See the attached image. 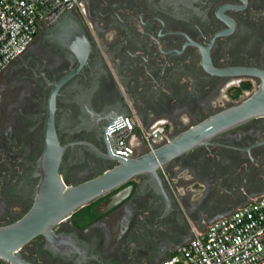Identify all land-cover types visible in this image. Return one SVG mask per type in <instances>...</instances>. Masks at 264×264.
Instances as JSON below:
<instances>
[{
	"label": "flooded vegetation",
	"instance_id": "obj_1",
	"mask_svg": "<svg viewBox=\"0 0 264 264\" xmlns=\"http://www.w3.org/2000/svg\"><path fill=\"white\" fill-rule=\"evenodd\" d=\"M68 15L89 43L83 64L45 26L0 73V226L33 204L51 98L63 147L57 172L73 186L116 165L110 133L125 118L144 130L163 125L158 147L264 83V0H82ZM138 140L129 157L149 150ZM160 174L165 194L173 186L182 194L187 215L174 203L164 214L163 196L137 190L136 177L53 226L67 253L44 249L38 235L23 258L159 264L194 229L264 195V115L185 152ZM191 196L199 197L192 205Z\"/></svg>",
	"mask_w": 264,
	"mask_h": 264
},
{
	"label": "water",
	"instance_id": "obj_2",
	"mask_svg": "<svg viewBox=\"0 0 264 264\" xmlns=\"http://www.w3.org/2000/svg\"><path fill=\"white\" fill-rule=\"evenodd\" d=\"M68 14L69 12L63 13L56 22L47 26L46 30L59 45L70 50L80 64H83L89 51V43L81 28H71L72 16ZM53 109L54 103L51 98L45 123V146L39 162L41 177L35 188L33 204L25 216L11 224L0 226V262L4 264H32L23 258L22 248L38 235L45 238L44 249L52 253L58 251L67 253L63 252L62 248L68 243L56 241L53 226L68 220L73 212L124 186L136 177L142 178L137 190L141 191L149 186L155 193L163 196L164 214L171 211V205L174 203L178 205L182 214L187 215L186 203L179 190L173 186L169 195L162 190L163 178L160 171L165 165L174 163L185 152L207 144L215 136L242 125L254 116L264 115V83L243 102L206 117L187 130L168 138L158 147L152 144V149L144 154L136 157L111 154L116 161L114 167L73 186H66L57 172L63 147L59 145L54 132ZM198 199L199 197L191 196L189 202L192 205ZM230 213L218 214L209 224ZM193 231L190 237L177 245L172 252H176L181 245L187 243L192 238Z\"/></svg>",
	"mask_w": 264,
	"mask_h": 264
},
{
	"label": "built area",
	"instance_id": "obj_3",
	"mask_svg": "<svg viewBox=\"0 0 264 264\" xmlns=\"http://www.w3.org/2000/svg\"><path fill=\"white\" fill-rule=\"evenodd\" d=\"M82 0H0V73L18 58L35 34L50 26L65 12L81 6ZM165 130H149L125 118L110 133L111 148L129 157L140 137L152 149ZM167 179V176L164 174ZM159 264H264V195L251 199L232 213L209 224L202 232L170 253Z\"/></svg>",
	"mask_w": 264,
	"mask_h": 264
},
{
	"label": "rangeland",
	"instance_id": "obj_4",
	"mask_svg": "<svg viewBox=\"0 0 264 264\" xmlns=\"http://www.w3.org/2000/svg\"><path fill=\"white\" fill-rule=\"evenodd\" d=\"M148 245H150V243H148V242H145V246H148Z\"/></svg>",
	"mask_w": 264,
	"mask_h": 264
},
{
	"label": "crops",
	"instance_id": "obj_5",
	"mask_svg": "<svg viewBox=\"0 0 264 264\" xmlns=\"http://www.w3.org/2000/svg\"><path fill=\"white\" fill-rule=\"evenodd\" d=\"M171 253H172V251H171Z\"/></svg>",
	"mask_w": 264,
	"mask_h": 264
}]
</instances>
